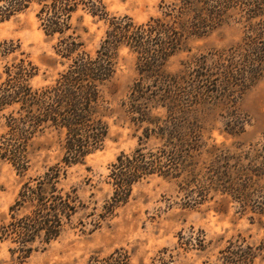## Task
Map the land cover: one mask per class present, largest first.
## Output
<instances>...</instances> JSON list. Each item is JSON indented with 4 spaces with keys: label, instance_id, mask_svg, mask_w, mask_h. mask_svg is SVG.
<instances>
[{
    "label": "trees",
    "instance_id": "1",
    "mask_svg": "<svg viewBox=\"0 0 264 264\" xmlns=\"http://www.w3.org/2000/svg\"><path fill=\"white\" fill-rule=\"evenodd\" d=\"M32 5L44 33L57 34L55 53L64 68L50 83L34 87L30 80L38 67L31 61L13 57L3 64L0 114L7 107L11 110L4 116L7 136L0 139V159H8L22 174L29 166L32 139L53 128L63 133V165L47 166L23 182L9 207L11 220L0 225L1 240L15 242L25 258L38 248L34 243L43 247L58 237L83 206L76 189L66 190L60 181L66 167L81 163L103 144L107 134L103 88L115 73L123 47L134 55L139 75L130 90L127 112L131 120L146 125L137 146L129 153L120 152L110 164L112 191L100 207H91L94 224L113 216L127 202L133 184L151 175L179 179L188 206L202 204L212 191L231 195L242 210L256 212L259 200L252 197L257 190L253 176L258 174L240 158L231 163L223 149L208 145L193 111L211 92L222 96L232 88L246 89L264 71V0H160V14L141 23L126 14L109 16L103 0H0V22ZM78 10L108 21L93 52L85 50L75 34L71 20ZM229 21L242 27L239 43L227 52L213 53L209 61L192 55L181 63L179 73L167 70L169 58L185 47L189 37ZM16 46L0 42V58L6 59ZM217 81L213 92L209 85ZM158 107L165 109V115L152 116L150 110ZM150 140L155 146L147 147ZM245 247L226 246L220 251V264H253L255 252L252 246ZM87 264H130V256L116 248L106 255H91Z\"/></svg>",
    "mask_w": 264,
    "mask_h": 264
},
{
    "label": "rangeland",
    "instance_id": "2",
    "mask_svg": "<svg viewBox=\"0 0 264 264\" xmlns=\"http://www.w3.org/2000/svg\"><path fill=\"white\" fill-rule=\"evenodd\" d=\"M159 1L103 3L109 16L126 14L141 23L160 14ZM35 11L32 5L0 22V42L12 41L17 45L6 59L0 58V72L11 58H25L38 67L30 83L40 87L50 83L64 65L55 53L57 34L44 33ZM71 22L84 49L93 52L104 37L108 21L78 10ZM242 35L241 25L229 21L201 36H191L185 47L169 58L167 70L183 71L181 63L192 55L205 56L209 61L213 53L227 52L239 43ZM138 78L134 55L120 48L115 73L103 88L107 123L103 144L81 163L66 167V176L60 181L64 189H76L83 206L71 216L58 237L43 247L34 243L38 248L25 258L15 242L0 238V264H87L91 255H106L116 248L127 250L130 264H220V251L228 245L237 248L241 244L243 249L252 246L253 264H264V71L246 89L232 88L222 96L211 92L210 97L199 99L193 111L204 127L203 138L208 145L223 149L231 163L240 158L242 165L258 174L253 176L257 190L252 197L256 195L259 200L256 212L242 210L237 198L231 195L212 191L202 204L188 206L179 179L151 175L133 184L127 202L113 216L94 224L89 215L91 207H100L112 191L108 182L110 164L120 152L129 153L137 146L146 125L131 120L127 112L130 90ZM210 86L215 92L218 81ZM10 110L7 107L0 114V139L7 136L4 116ZM150 112L152 116L165 115L163 107ZM62 143L63 133L53 128L34 137L28 147L29 166L22 174L8 159H0V225L11 220L9 207L24 181L41 174L47 166L63 165ZM146 145L155 146L153 140ZM257 246L259 249H254Z\"/></svg>",
    "mask_w": 264,
    "mask_h": 264
}]
</instances>
